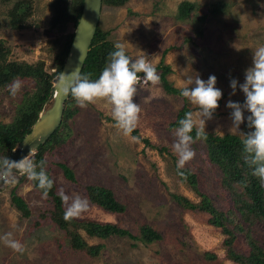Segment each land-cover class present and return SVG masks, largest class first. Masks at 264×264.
Returning a JSON list of instances; mask_svg holds the SVG:
<instances>
[{
	"label": "rangeland",
	"instance_id": "rangeland-1",
	"mask_svg": "<svg viewBox=\"0 0 264 264\" xmlns=\"http://www.w3.org/2000/svg\"><path fill=\"white\" fill-rule=\"evenodd\" d=\"M8 1L2 4L0 0V40L11 47L9 59L45 62L47 71L54 73V54L48 46L54 0H30L32 13L22 29H14L9 19L14 3L22 0ZM184 1L196 3L200 11L180 21L176 16ZM216 3H223L225 8L214 17L210 12ZM202 12L209 16L201 26V37L193 31L196 15ZM100 27L110 31L108 39L114 45H124L133 59L146 55L155 67L161 61L170 66L172 73L167 79L175 88L182 89L194 74L204 81L215 75L223 97L213 119L206 121L205 131L215 135L236 133L231 131V110L226 104L230 99L243 104L245 96L239 87L231 95L230 79L244 83V73L253 65V52L264 46V0H130L123 8L103 5ZM20 81L22 88L15 97L9 86L0 91V123L4 125L14 120L17 106L36 87L32 79ZM135 102L142 109L136 129L139 142L125 137L114 126L111 105L100 101L86 108L77 106L79 112L71 123L70 136L46 159L57 194L62 190L71 197L79 195L88 200L89 209L80 219L111 222L134 236H140L142 227L148 225L162 235V240L147 245L128 237L101 240L84 234L90 245L103 248L97 257L77 252L70 247L66 234L43 218L54 210L52 198H43L42 192L29 182L21 183L23 176L16 174L14 184L7 183L0 189V237L12 233L24 251L15 252L0 240V264H235L227 259L225 236L209 225V216L186 211L173 199L179 194L194 202L201 200L200 194L176 175L178 156L172 147L175 129L169 128L185 105L192 112L197 109L186 98L166 93L161 84L142 86ZM240 130L251 131L246 122ZM193 148L196 156L185 168L197 176L199 192L220 210L233 209V195L223 186L220 169L209 160L205 142L198 141ZM60 164L73 171L77 184L66 179ZM87 185L110 189L126 207L125 212L110 214L92 205L81 190ZM13 194L28 204L29 218L15 208ZM252 234L264 236V224L255 226ZM243 237H238L237 249L246 252Z\"/></svg>",
	"mask_w": 264,
	"mask_h": 264
},
{
	"label": "trees",
	"instance_id": "trees-1",
	"mask_svg": "<svg viewBox=\"0 0 264 264\" xmlns=\"http://www.w3.org/2000/svg\"><path fill=\"white\" fill-rule=\"evenodd\" d=\"M1 2L6 4L10 1L1 0ZM129 2L130 0H103V5L123 8ZM83 6L84 0H54L51 3L53 16L50 20L48 34L50 35L49 40H52L48 42V46L49 44L51 45V52L54 54L52 67L55 69L54 73L47 71L45 62L40 61L30 64L25 61H11L9 59L11 47L5 41L0 40V91L11 85L16 79L25 81L32 79L36 83V87L29 91L20 105L17 106L14 120L7 125L0 123V158L10 157L14 147L31 132L32 126L39 117V112L50 95L53 79L62 73L75 36V30L83 12ZM224 8L225 5L223 3H216L210 13L216 17L223 13ZM197 11H200V9L196 3L184 1L180 4L176 17L180 21H186ZM31 13L32 5L30 0L14 3L9 12L11 26L14 29L24 28V23L29 19ZM208 16L205 12L196 15V29L193 31L195 36L202 37L201 26ZM70 26L73 27L72 32L68 31ZM109 35L110 31L105 32L99 25L81 73L82 75H87L93 80L99 78L102 70L109 62V53L114 51L115 47L108 39ZM156 69L160 76V84L165 92L169 95L182 97L181 89L175 88L167 79L168 75L172 73L171 67L166 66L161 61ZM189 111L191 110L185 105L169 128L175 129L178 126L177 121L184 118L185 113ZM78 112L77 105L70 95L66 103L61 127L52 135L39 156L32 158L37 163L41 160L46 161V171L52 180L53 177L48 167L46 155L53 154L58 147L66 142L72 131L71 123ZM133 134L136 136L138 131L135 130ZM207 135V139L202 141L206 144L208 158L222 172V183L233 195L234 208L228 211H222L217 208L206 194L199 192L197 176L188 168L178 170L177 166L175 167V172L179 180L200 194L201 200L194 202L188 197L179 194L173 195V199L186 211L209 216V225L220 229L225 236L223 244L226 248L228 260L235 264H264V236L258 234L257 237L252 234L255 226L260 223L264 224V184L252 175V169L245 163L240 135L232 132L224 135L212 133H207ZM193 136H195V131ZM59 166L63 169L66 179L77 184L73 171L65 164H60ZM180 171H183L185 175L181 176L179 174ZM20 182H29L41 192L36 186L37 182L30 181L25 176L20 178ZM81 190L84 191L92 205L103 209L107 213L123 214L126 210V207L116 200L110 189L97 185H87L82 186ZM49 197L52 198L54 203V210L45 214L43 218L49 219L56 228L63 231L67 238L70 239V247L77 252L86 253L91 257L100 255L103 246L90 245L86 241V236L90 239L101 240L128 237L135 242H142L147 245L160 242L163 238L160 233L154 231L148 225L142 227L140 236H134L129 230L111 222L104 223L85 218H74L66 221L64 219L66 211L64 202L60 195L56 193L55 182L49 192ZM12 203L23 217L29 218L31 216L30 208L21 196L13 194ZM84 234L86 235L85 237ZM241 234H244L243 241L246 252H241L237 249L238 237ZM206 256L210 259L214 258L208 253H206Z\"/></svg>",
	"mask_w": 264,
	"mask_h": 264
},
{
	"label": "clouds",
	"instance_id": "clouds-1",
	"mask_svg": "<svg viewBox=\"0 0 264 264\" xmlns=\"http://www.w3.org/2000/svg\"><path fill=\"white\" fill-rule=\"evenodd\" d=\"M244 76L242 84L235 78L230 79L231 95H235L239 87L245 96L244 103L233 102L230 99L226 107L231 110V131L234 130L242 138L245 163L252 169V175L264 184V46L256 48L253 52V65L245 71ZM149 83L153 86L160 84L156 67L146 55L135 59L130 57L122 44H116L114 51L109 53V62L98 79L93 80L77 70L70 74L63 72L57 77L60 92L71 95L80 108L95 105L100 101L111 105L114 126L134 142H139V138L132 136V133L138 127L142 111L135 98L140 88ZM216 85L215 75H210L208 80L204 81L199 74H194L185 81V86L181 89V96L197 110L185 113L184 118L177 121L178 126L174 130L176 139L172 147L178 156V170L184 169L195 158L196 151L193 145L208 137L205 131L206 121L213 119L223 97L222 91ZM21 88L22 82L19 79L9 85L13 97ZM246 112L249 113L247 117ZM245 122L251 130L247 133L240 130ZM17 173L37 182L36 186L41 190L43 198L49 196L54 181L46 171V161L41 160L37 163L31 155L19 161L9 157L0 158V181L14 184ZM179 174L185 175L183 171ZM59 194L67 205L64 213L66 221L79 218L88 211L90 205L86 198L79 195L71 197L62 190ZM0 240L15 252L24 251L23 245L12 238V233H6Z\"/></svg>",
	"mask_w": 264,
	"mask_h": 264
},
{
	"label": "water",
	"instance_id": "water-1",
	"mask_svg": "<svg viewBox=\"0 0 264 264\" xmlns=\"http://www.w3.org/2000/svg\"><path fill=\"white\" fill-rule=\"evenodd\" d=\"M102 9L103 0H84L83 12L75 30V36L62 73L70 74L74 70L82 73L100 25ZM57 77L53 79L50 95L39 112V117L32 126L31 132L14 147L10 159L19 161L28 155H31V158H37L52 135L61 127L66 103L70 95L60 92L57 87ZM17 175L20 174L17 173ZM4 185L7 183L0 181V189Z\"/></svg>",
	"mask_w": 264,
	"mask_h": 264
}]
</instances>
